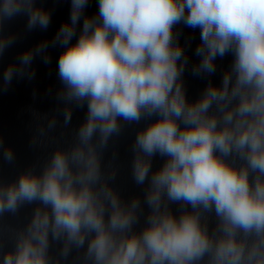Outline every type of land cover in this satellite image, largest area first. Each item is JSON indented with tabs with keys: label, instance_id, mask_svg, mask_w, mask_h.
Instances as JSON below:
<instances>
[{
	"label": "clouds",
	"instance_id": "obj_1",
	"mask_svg": "<svg viewBox=\"0 0 264 264\" xmlns=\"http://www.w3.org/2000/svg\"><path fill=\"white\" fill-rule=\"evenodd\" d=\"M68 2L52 40L61 49L55 99L63 127L74 111L84 116L38 168L0 179V216L34 205L14 246H0V264H61L73 250L80 264H264V0H96L91 15L90 0ZM17 17L29 32L52 21L38 0H0V58L16 43L5 25ZM179 26L199 30L191 66L192 38L181 43ZM48 48L41 42L3 68L0 92L34 80L33 61L50 63ZM229 55L220 82L208 79L190 100L186 71L212 77ZM142 121L131 144L142 192L125 199L104 154ZM57 124L37 125L31 144ZM0 152L14 162L2 138Z\"/></svg>",
	"mask_w": 264,
	"mask_h": 264
}]
</instances>
